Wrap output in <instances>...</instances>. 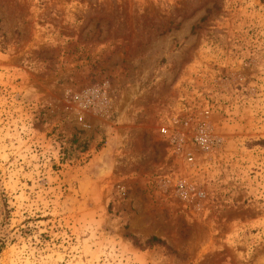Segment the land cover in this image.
Listing matches in <instances>:
<instances>
[{"label": "rangeland", "instance_id": "obj_1", "mask_svg": "<svg viewBox=\"0 0 264 264\" xmlns=\"http://www.w3.org/2000/svg\"><path fill=\"white\" fill-rule=\"evenodd\" d=\"M0 264H264V0H0Z\"/></svg>", "mask_w": 264, "mask_h": 264}, {"label": "built area", "instance_id": "obj_2", "mask_svg": "<svg viewBox=\"0 0 264 264\" xmlns=\"http://www.w3.org/2000/svg\"><path fill=\"white\" fill-rule=\"evenodd\" d=\"M160 133L164 136H168L169 138H171V141H174V139L172 137L173 136L172 131L169 129V127H167V126L161 127ZM194 141L197 142L198 144H200L201 146L205 147V148H209L211 139H210L209 134L207 133V130L205 128L201 127L198 129V131L194 137ZM187 157H188L189 161H192L194 158V156L192 155L191 152L188 153Z\"/></svg>", "mask_w": 264, "mask_h": 264}, {"label": "trees", "instance_id": "obj_3", "mask_svg": "<svg viewBox=\"0 0 264 264\" xmlns=\"http://www.w3.org/2000/svg\"><path fill=\"white\" fill-rule=\"evenodd\" d=\"M150 241H151V242H159V243H162V242H163V240H161V239H159V238H157V237H152V238L150 239Z\"/></svg>", "mask_w": 264, "mask_h": 264}]
</instances>
